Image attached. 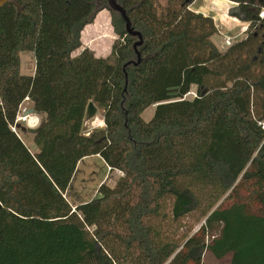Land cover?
Segmentation results:
<instances>
[{"label":"trees","instance_id":"trees-1","mask_svg":"<svg viewBox=\"0 0 264 264\" xmlns=\"http://www.w3.org/2000/svg\"><path fill=\"white\" fill-rule=\"evenodd\" d=\"M118 1L142 35L140 60L120 16L107 57L74 54L105 0L0 10V264H203L207 251L264 264V0H228L258 28L226 51L196 0ZM27 98L45 116L35 152L13 130ZM90 103L104 128L86 135ZM91 156L122 176L73 207L67 190ZM195 212L204 221L184 240L163 230Z\"/></svg>","mask_w":264,"mask_h":264},{"label":"rangeland","instance_id":"rangeland-1","mask_svg":"<svg viewBox=\"0 0 264 264\" xmlns=\"http://www.w3.org/2000/svg\"><path fill=\"white\" fill-rule=\"evenodd\" d=\"M161 1L165 2V0ZM204 1L205 0H200L199 3L194 6V8L192 7V4L190 6V9L197 14H202L204 16L213 18L215 26L218 29V34L212 38V41L221 51H226L229 47L225 44L227 38H231V44H233L234 42L241 41L248 36V33H246V28H248L249 23L242 21L239 17H235L232 14H229V17L226 16L224 20L222 19V21L220 16L216 12L210 11L208 8L206 11L205 7L207 6V4H205ZM106 5L107 4L102 3L98 6V11L94 16L92 23L88 24V29L84 31L85 43L83 44L82 48L74 53L75 55L79 54L86 48L93 50L95 55L97 56H106L110 53L112 44L117 39L113 27V18H118L119 15L110 11L108 7L106 8ZM103 7L105 9H103ZM236 7L237 4H235V8ZM263 11L264 9L261 11V13ZM232 18H236L237 22H234ZM251 27L258 28V24L253 26L251 25L249 28ZM20 61L21 74L33 76L36 69V61L33 53L22 52L20 54ZM194 96L195 88L187 97L188 99H191ZM31 108H34V102H32V99L25 101L24 105L21 107L20 113L18 114V118H24V110H26L27 112ZM153 113L154 108H150L143 114L144 119L148 121L152 117ZM43 116V114H32V117L27 119V121H20L18 123L20 129H16V132L21 135L25 144L33 152L37 151L38 148L33 139L34 135L30 134L27 130L39 128L45 119V117ZM32 118H37V122H35V124L31 123ZM88 118L89 122H87L88 124L85 126L84 132L89 128H93L92 122L90 121V118L92 117L88 116ZM94 120H96V122H94V128L96 129H92L90 133L98 130L97 128H99V126H103L104 128L102 115L99 110H97V113H95ZM114 172L110 174V172L108 171V166L101 157L85 158L77 167L75 175L67 190L69 201L71 203L81 201H84V203H86L90 201L93 197H95V195H97L98 189L100 187H98V185L100 181L105 177V183L107 182L106 185L112 188L115 187L122 175L118 174V172ZM220 204L221 203H219V205ZM203 221L204 218L199 212L192 213L182 221L177 222L174 221L171 216H168L167 220L163 223V230L166 231L168 233V236L172 239H178L179 241H182L184 240L185 236L195 233L200 228ZM231 261V254L225 256L222 259H217L211 252L207 251L203 257V264H231Z\"/></svg>","mask_w":264,"mask_h":264},{"label":"water","instance_id":"water-1","mask_svg":"<svg viewBox=\"0 0 264 264\" xmlns=\"http://www.w3.org/2000/svg\"><path fill=\"white\" fill-rule=\"evenodd\" d=\"M12 0H0V10L2 8H4L9 2H11ZM107 2V7L110 11L118 14L121 19L123 20V22L125 23V31L127 32V34H129L131 37L133 38H138V41L135 42L133 49L135 51V53L137 54L139 60H140V53L138 48L143 44V38L142 35L139 31L134 30V28L132 27V23L131 20L128 17V13L126 11V9L119 3L118 0H105ZM232 14L233 13H238L239 9L238 8H233L231 10ZM130 64H135L133 62L128 63L126 66L130 65ZM125 66V67H126ZM32 102H36V98L32 99ZM96 113V108L93 105V103H90L88 105V111H87V115L90 117L95 116ZM32 114H38V112L33 108L31 110H28L24 116H31ZM30 134H36L39 131V128L36 129H28L27 130Z\"/></svg>","mask_w":264,"mask_h":264},{"label":"crops","instance_id":"crops-1","mask_svg":"<svg viewBox=\"0 0 264 264\" xmlns=\"http://www.w3.org/2000/svg\"><path fill=\"white\" fill-rule=\"evenodd\" d=\"M199 1L200 0H196L194 3H193V5H192V7L194 8V6L195 5H197L198 3H199ZM204 3L205 4H207V6L205 7V9H206V11H207V8L210 10V11H214V12H216L219 16H220V18H221V20L223 19L224 20V18L226 17V16H228L229 17V14H232L231 13V10L233 9V8H235V4L234 3H232V2H230V1H228V0H205L204 1ZM209 6V7H208ZM233 15V14H232ZM222 20V21H223ZM232 20L234 21V22H237V19L236 18H232ZM88 29V26H86L85 28H84V30L82 31V34H81V42H82V46H83V44L85 43L84 42V39H85V37H84V31H86ZM94 29H97V28H94ZM246 31H247V28H246ZM82 48V47H81ZM84 49V48H83ZM86 49H89V48H86ZM89 50H91V49H89ZM91 51H93V50H91ZM94 52V51H93ZM111 52V51H110ZM95 54V53H94ZM110 54V53H109ZM108 54V55H109ZM108 55H106V56H102V55H100V56H97V55H95V56H97V57H107ZM25 103V102H24ZM24 103L22 104V106L24 105ZM21 106V107H22ZM31 109H33V108H31ZM30 109V110H31ZM96 113H97V109H96ZM40 113H38V115H39ZM31 117H32V115H31ZM43 117H45V116H43ZM95 117V116H94ZM94 117H92V118H90V121L92 122V127L93 128H89L87 131H85L84 133H87L86 135H89L90 134V132L92 131V129H96V128H94L95 127V125H94V122H96V120H94ZM93 119V120H92ZM103 119V118H102ZM87 122H89V118H88V115H87V118H86V121H85V123H84V129H85V126L88 124ZM103 123H104V120H103ZM103 128V126H99V128H97V129H102ZM32 135H34V134H32ZM19 136L21 137V135L19 134ZM33 139H34V137H33ZM91 157H100V156H91ZM84 160V159H83ZM82 160V161H83ZM82 161H80L79 162V164L82 162ZM79 164H78V166H79ZM107 165V164H106ZM77 166V167H78ZM108 171L110 172V174H112L113 172H111V170L109 169V167H108ZM118 171H116V172H114V173H117ZM118 174H120L119 172H118ZM120 175H122V174H120ZM105 180H106V177L103 179V180H101L100 181V183H99V185H98V187L99 186H101L102 184H107V182L105 183ZM109 180V179H108ZM107 180V181H108ZM67 196V199H68V193L66 194ZM96 196V195H95ZM94 198V197H93ZM92 198V199H93ZM91 199V200H92ZM68 201H69V199H68ZM70 202V201H69ZM84 203V201H81V202H76V203H71L70 202V204L73 206V207H75V206H78V205H80V204H83Z\"/></svg>","mask_w":264,"mask_h":264},{"label":"built area","instance_id":"built-area-1","mask_svg":"<svg viewBox=\"0 0 264 264\" xmlns=\"http://www.w3.org/2000/svg\"><path fill=\"white\" fill-rule=\"evenodd\" d=\"M260 18H264V11L260 14ZM251 26V23H249V25H248V28H247V30L249 29V27ZM231 41H232V39L231 38H227V40H226V42H225V44L226 45H228V46H230L231 45ZM28 100H30V98H27L25 101H28ZM21 110V109H20ZM26 113V110H24V114ZM23 117L24 118H17V123H19L20 121H27V119H29L31 116H27V117H25L24 115H23ZM37 119V118H36ZM260 125H261V127L263 128V130H264V122H262V123H260ZM13 130L14 131H16V128H13ZM120 174H122L121 172H119Z\"/></svg>","mask_w":264,"mask_h":264},{"label":"bare ground","instance_id":"bare-ground-1","mask_svg":"<svg viewBox=\"0 0 264 264\" xmlns=\"http://www.w3.org/2000/svg\"><path fill=\"white\" fill-rule=\"evenodd\" d=\"M35 122H37V119H36V118H32V119H31V123H32V124H35Z\"/></svg>","mask_w":264,"mask_h":264},{"label":"flooded vegetation","instance_id":"flooded-vegetation-1","mask_svg":"<svg viewBox=\"0 0 264 264\" xmlns=\"http://www.w3.org/2000/svg\"><path fill=\"white\" fill-rule=\"evenodd\" d=\"M261 28L263 27V25L260 26Z\"/></svg>","mask_w":264,"mask_h":264}]
</instances>
